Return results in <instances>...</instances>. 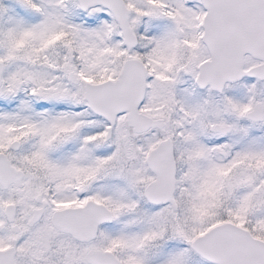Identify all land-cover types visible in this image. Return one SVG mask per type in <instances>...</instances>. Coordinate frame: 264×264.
<instances>
[{"label":"snow or ice","instance_id":"snow-or-ice-1","mask_svg":"<svg viewBox=\"0 0 264 264\" xmlns=\"http://www.w3.org/2000/svg\"><path fill=\"white\" fill-rule=\"evenodd\" d=\"M0 264H264V0H0Z\"/></svg>","mask_w":264,"mask_h":264}]
</instances>
